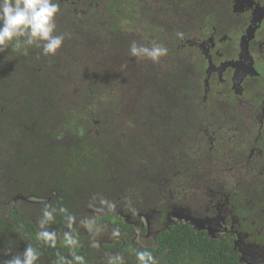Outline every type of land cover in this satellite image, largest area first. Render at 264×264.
Returning a JSON list of instances; mask_svg holds the SVG:
<instances>
[{
	"label": "trees",
	"instance_id": "1",
	"mask_svg": "<svg viewBox=\"0 0 264 264\" xmlns=\"http://www.w3.org/2000/svg\"><path fill=\"white\" fill-rule=\"evenodd\" d=\"M60 8L58 33L67 36L55 56H45L35 47L26 54L11 48L0 53V264L30 243L40 250L37 264H57V251L69 259L75 251L85 256V264H108L104 253L115 250L126 264H137L138 248L151 251L159 264H239L226 255L220 241L198 233L189 223L165 226L158 218L160 187L177 191L174 179L187 176L182 169L187 159L174 156L172 143V46L159 40L168 53L156 71L141 75L138 86L144 99L137 101L138 130L126 132L111 113L114 103L102 105L103 112H98L94 99L102 94L104 79L98 73L99 57L106 51L115 53L116 47L120 53L129 49L119 31L125 24L124 10H98L95 19ZM160 31V39H165L172 27ZM179 84L183 94L185 86ZM143 102L151 106L146 113ZM142 128L150 134L142 136ZM100 198L115 203V211H98ZM45 204L62 205L76 216L78 248L58 242L51 249L36 239ZM143 214L154 221V235L144 247L135 242L131 223ZM85 218L94 219L98 227L119 228L121 236L96 249L87 235L78 233L79 221ZM49 228L62 239L64 217L58 215ZM147 231L141 228L140 235Z\"/></svg>",
	"mask_w": 264,
	"mask_h": 264
},
{
	"label": "flooded vegetation",
	"instance_id": "2",
	"mask_svg": "<svg viewBox=\"0 0 264 264\" xmlns=\"http://www.w3.org/2000/svg\"><path fill=\"white\" fill-rule=\"evenodd\" d=\"M59 3L95 19L124 10V23L139 16L148 32L172 27L160 43L172 46L174 156L188 163L177 191L160 187L162 210H171L158 218L189 223L239 264H264V0Z\"/></svg>",
	"mask_w": 264,
	"mask_h": 264
},
{
	"label": "clouds",
	"instance_id": "3",
	"mask_svg": "<svg viewBox=\"0 0 264 264\" xmlns=\"http://www.w3.org/2000/svg\"><path fill=\"white\" fill-rule=\"evenodd\" d=\"M60 11L59 0H0V53L11 48L22 49L26 54L29 47H35L42 48L45 56H55L67 36V33H58L56 18ZM167 53V47L156 43L148 47L133 42L129 47V54L132 57L147 58L153 62H158ZM99 205L100 212H113L116 209V204L105 198H100ZM132 211L135 214V210ZM58 215L64 217L67 229L63 232L62 239L57 231L49 228L56 222ZM76 222V216L66 207L45 204L37 221L36 239L47 248L56 249L59 242L61 246L74 250L80 246L74 229ZM79 224L89 233L99 231L94 219H81ZM112 236L120 237V229H114ZM8 251L10 252L11 249ZM56 255L57 264H85V256L76 254L75 251L71 252V259L63 256L59 251ZM134 255L137 264H159V260L147 249L138 248ZM39 260L40 250L30 243L21 254L12 256L11 259L4 261V264H37ZM108 264H126V261L124 256L117 254L109 258Z\"/></svg>",
	"mask_w": 264,
	"mask_h": 264
},
{
	"label": "rangeland",
	"instance_id": "4",
	"mask_svg": "<svg viewBox=\"0 0 264 264\" xmlns=\"http://www.w3.org/2000/svg\"><path fill=\"white\" fill-rule=\"evenodd\" d=\"M161 27V26H160ZM159 28V27H158ZM164 29V27H161L159 30ZM159 30H153L152 32H148L145 29V22L139 17L136 16L133 20L126 22L123 26V28L119 29L121 31V34H124V43L130 47V45L133 42H136L138 45H145L148 47H151L153 43L159 44V40L164 35L159 32ZM164 38V37H163ZM114 52H111V54L106 51L102 56H100L99 66H98V73L101 77H104L102 79L101 83L103 85L101 89V93H97L96 97L94 98L95 101L101 105H98L97 103V110L98 112H103L101 106L104 104H109L111 102L114 103L113 110H111V113L115 115V117L118 119L120 126L123 127L126 132H133L138 130V122L135 119L138 113L136 111L137 108L141 107L139 104H137V101H142L143 93L141 92V88L138 86L139 79L142 74L148 73L152 74L153 70H157L159 66L158 62H153L150 59L142 58L137 59L135 57H132L129 54V49L125 50V53H120L118 50V47L114 50ZM99 56V54L97 55ZM117 76L111 77V75ZM120 75L123 76V78H120ZM100 95L102 98H100ZM110 102V103H109ZM77 103L76 99H74V105ZM143 111L144 113L148 112L151 109V106L146 104L145 102L142 103ZM99 116L95 117L98 118ZM135 119V120H134ZM99 127H97L98 129ZM150 133H146V129L142 128L141 135H149ZM156 135L159 136L157 133ZM161 137V136H160ZM159 143V139L157 141ZM161 204L158 203V205L161 207ZM144 216L146 214H143ZM141 219L138 217V220H135L131 222L135 227L134 231V240L138 244H142V246H146L151 240L154 233H150L149 239H146V235H140L141 228H146V218ZM148 217L150 230L154 227L152 226L153 220H150V215H146ZM131 221V219H130ZM99 231H94L93 233H89L87 229H85L83 226H81V230L78 231L79 234L87 235L88 241L91 243V246L94 244L96 245L94 248L99 249L102 244L109 243L110 240L112 242L114 240H117L118 238L112 236L113 228L107 227L106 225H102L98 227ZM67 229L63 230L66 231ZM119 255L120 250L115 251H109L104 253V258H110L114 255ZM18 255V253H16Z\"/></svg>",
	"mask_w": 264,
	"mask_h": 264
},
{
	"label": "water",
	"instance_id": "5",
	"mask_svg": "<svg viewBox=\"0 0 264 264\" xmlns=\"http://www.w3.org/2000/svg\"><path fill=\"white\" fill-rule=\"evenodd\" d=\"M124 216V215H123ZM144 215H139V217L142 219ZM125 219H129V216H124ZM144 218H146V220L148 221V217L145 215Z\"/></svg>",
	"mask_w": 264,
	"mask_h": 264
}]
</instances>
